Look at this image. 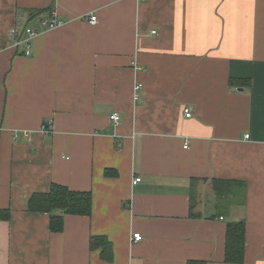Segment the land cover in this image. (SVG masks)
<instances>
[{
    "label": "crops",
    "instance_id": "0c3cea01",
    "mask_svg": "<svg viewBox=\"0 0 264 264\" xmlns=\"http://www.w3.org/2000/svg\"><path fill=\"white\" fill-rule=\"evenodd\" d=\"M52 183L91 194L59 232L27 208ZM0 211V264H264V0H0Z\"/></svg>",
    "mask_w": 264,
    "mask_h": 264
},
{
    "label": "trees",
    "instance_id": "16d2710c",
    "mask_svg": "<svg viewBox=\"0 0 264 264\" xmlns=\"http://www.w3.org/2000/svg\"><path fill=\"white\" fill-rule=\"evenodd\" d=\"M37 13H32V16ZM243 81L235 79L234 83ZM232 83V79L230 80ZM245 82V81H244ZM240 85V84H239ZM112 172L105 170L106 174ZM218 184H228L226 181H214ZM215 185V187H216ZM29 211L46 212L49 214V227L51 231L59 232L63 228V216L89 215L91 211V194L89 191H77L65 185L52 183L46 192H35L27 200ZM1 212V211H0ZM5 213V212H4ZM8 214V211H7ZM193 216V214H191ZM5 218V217H3ZM244 224L243 221H231L226 224L224 260L229 263H240L243 260L244 252ZM90 247L99 248L101 257L106 260L112 258L111 242L103 235L90 237ZM191 264H200L192 261Z\"/></svg>",
    "mask_w": 264,
    "mask_h": 264
},
{
    "label": "built area",
    "instance_id": "2783aa9c",
    "mask_svg": "<svg viewBox=\"0 0 264 264\" xmlns=\"http://www.w3.org/2000/svg\"><path fill=\"white\" fill-rule=\"evenodd\" d=\"M88 22L90 24H95L97 17L94 13H90L88 15ZM38 23L40 24L41 30L42 31H47V30H51L54 28L59 27L60 25H62L63 21L60 19H57L53 14L50 17H38L37 18ZM152 33H154V31H152ZM9 34L13 36L14 41H13V46L15 48H18L20 45H22V54L23 55H29L30 54V47L32 44V41L35 37V35L37 34V30L27 26V25H23L22 27H19L18 25H15L13 27L10 28L9 30ZM139 88V85H136L135 90H137ZM183 114L185 117H190L192 115L191 110L189 107H184L183 108ZM110 120L113 121L114 123H118L119 122V115L117 112H114L110 115ZM41 130L45 133L49 132V129L46 126V123L43 124ZM23 134L25 135H29V131L27 130H15L13 131V139H17L19 134ZM245 138L249 137V134H245L244 135ZM186 147V145L184 146ZM141 179L139 177H135L133 179L132 183H138ZM220 219H222V217H219ZM139 233H134L132 235V239L134 241L139 239Z\"/></svg>",
    "mask_w": 264,
    "mask_h": 264
}]
</instances>
